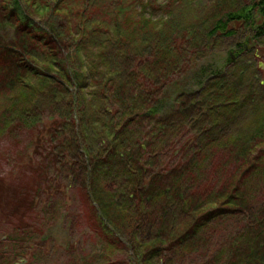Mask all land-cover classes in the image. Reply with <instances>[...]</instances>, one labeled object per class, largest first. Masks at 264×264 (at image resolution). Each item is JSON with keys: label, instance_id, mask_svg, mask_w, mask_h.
I'll use <instances>...</instances> for the list:
<instances>
[{"label": "trees", "instance_id": "trees-1", "mask_svg": "<svg viewBox=\"0 0 264 264\" xmlns=\"http://www.w3.org/2000/svg\"><path fill=\"white\" fill-rule=\"evenodd\" d=\"M97 2L114 6V30L92 21L102 9ZM130 5L0 0L4 125L35 128L43 111H52L49 154L59 145L84 147L85 157L61 164L69 166L71 180L80 178L95 229L109 246L130 251L127 264H264L262 69L252 58L240 60L242 54L256 60L241 44L226 69L187 74L188 60L219 35L233 37L234 25H252L255 37H264V0H219L202 16L188 0H178L163 22L127 14ZM66 10L79 19L80 39ZM88 25V40L114 32L121 51L116 46L110 58L105 45L115 39L107 37L99 58L86 65L78 48ZM75 44L76 63L69 52ZM91 259L77 251L75 264Z\"/></svg>", "mask_w": 264, "mask_h": 264}, {"label": "rangeland", "instance_id": "rangeland-1", "mask_svg": "<svg viewBox=\"0 0 264 264\" xmlns=\"http://www.w3.org/2000/svg\"><path fill=\"white\" fill-rule=\"evenodd\" d=\"M151 1L129 0L132 10L127 14L138 16L144 14L147 19L154 22H163L171 11L175 12L177 9L175 6L178 0H156L154 4H151ZM218 1L188 0L199 16L204 15V11ZM111 4L97 2L95 5L102 9L92 16V21L100 26L106 24L110 30H114L111 9L114 6ZM228 5L224 7L230 8V4ZM66 13L70 18L74 16L68 10ZM107 13L112 17H105ZM254 17V24L260 25L262 19L259 13L255 12ZM122 18L124 22L125 16H120L121 21ZM78 20L72 18L70 22L76 39H80L78 33L81 32L77 28ZM36 21H39L38 18ZM160 28L161 26H158L157 30ZM252 28V25H234L233 37L219 35L214 41H209V49L203 48V54L198 55L196 59L188 60L187 74H197L206 67L226 69L230 66L228 62L230 54L238 55L239 46L243 44L246 45L247 54L256 56V60L253 57L246 58L243 54L240 55V60L249 61L252 58V62L262 69L264 77V37L256 38ZM83 29L86 30V38L82 40L78 49L86 65L99 58L101 42L103 39L107 40V37L115 39L112 40L114 44L108 41L105 45L111 49L110 58L116 46L121 51V44L116 40L120 36H115L114 32L109 35L98 33L97 38L92 41L88 40L90 25ZM146 30L148 31V29L142 31V37L150 34ZM149 39L152 40L154 37ZM76 50V44L69 50L75 63ZM128 51L134 52L133 48H129ZM232 59L239 61L234 56ZM191 87L197 90L193 84ZM93 89H95L93 85L87 87L85 94L92 95ZM61 91L66 92L64 89ZM71 93H75V90L71 89ZM2 95H0V264H75L77 251L82 257L88 255L92 257V264H106L108 261L129 263L130 251L122 246L116 248L109 246L105 236L95 229L92 213L85 205L86 198L80 186V178L71 180L69 166L61 164L66 161L65 164H70L74 158L79 160L78 155L84 156V147L80 145L78 148L76 144L69 147L59 145L52 155L49 154L51 152L47 143L50 139L49 133L55 131V127L51 126L52 111H43L44 117L35 128H14L12 125H16L17 121L10 123V127L6 128L4 125L6 120L3 118L5 112L4 114L2 112L5 101ZM156 95L160 96L158 93ZM157 99L161 100L158 96ZM65 107L66 104L60 111L54 113V116L61 119ZM108 110L112 112L111 108ZM76 113L73 112L72 119L78 125L79 116ZM66 120L71 124V119ZM67 134L69 138L73 137L70 131H67ZM68 137L65 140H68ZM78 138L81 140V135ZM22 208L25 209L24 214L21 213ZM121 241L126 246L125 240Z\"/></svg>", "mask_w": 264, "mask_h": 264}]
</instances>
